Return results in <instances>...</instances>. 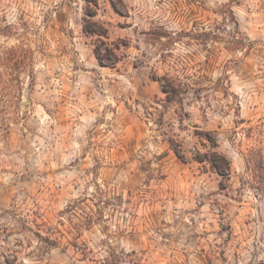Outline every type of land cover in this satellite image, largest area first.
I'll return each mask as SVG.
<instances>
[{
    "label": "rangeland",
    "instance_id": "rangeland-1",
    "mask_svg": "<svg viewBox=\"0 0 264 264\" xmlns=\"http://www.w3.org/2000/svg\"><path fill=\"white\" fill-rule=\"evenodd\" d=\"M94 2L0 0V264H264V0Z\"/></svg>",
    "mask_w": 264,
    "mask_h": 264
},
{
    "label": "trees",
    "instance_id": "trees-1",
    "mask_svg": "<svg viewBox=\"0 0 264 264\" xmlns=\"http://www.w3.org/2000/svg\"><path fill=\"white\" fill-rule=\"evenodd\" d=\"M89 4V8H91V5H96L94 0H85ZM88 16H94L92 12L87 13ZM86 29L91 34H97V35H103L100 30H96L94 28H90V26L86 25ZM95 56L99 63L103 66L110 65L109 62L105 61V58L102 54L101 47L99 45H96L94 50ZM111 64H114V62H111ZM2 123L0 121V126L6 125L4 118H2ZM214 149L211 150L209 153H201L198 152V154L195 156V159L200 162L208 161L211 166L216 170L218 174H220L223 177H229L230 171H231V163L230 160L220 152L216 150L215 147H217L216 142H214ZM174 151L180 157L182 160H184V155L180 152V150L176 147L174 148Z\"/></svg>",
    "mask_w": 264,
    "mask_h": 264
}]
</instances>
